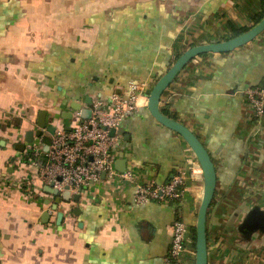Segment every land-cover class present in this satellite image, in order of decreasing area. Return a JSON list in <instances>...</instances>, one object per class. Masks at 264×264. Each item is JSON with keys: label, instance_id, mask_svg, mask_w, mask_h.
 Returning a JSON list of instances; mask_svg holds the SVG:
<instances>
[{"label": "crops", "instance_id": "obj_1", "mask_svg": "<svg viewBox=\"0 0 264 264\" xmlns=\"http://www.w3.org/2000/svg\"><path fill=\"white\" fill-rule=\"evenodd\" d=\"M261 10L262 0H0V264H165L172 224L193 227L202 179L188 182L181 201L137 204L134 183L103 176L78 200L58 202L41 177L49 127L69 129L74 102L90 108L88 97L110 101L143 82L141 107L118 130L116 168L139 183L168 182L192 152L151 116L149 83L185 49L250 28ZM263 84L264 32L233 52L194 58L161 99L217 167L209 264L264 258V237L244 240L236 228L240 211L264 208V118H255L246 94ZM35 143L39 155L26 151ZM194 243L191 230V252Z\"/></svg>", "mask_w": 264, "mask_h": 264}, {"label": "built area", "instance_id": "obj_2", "mask_svg": "<svg viewBox=\"0 0 264 264\" xmlns=\"http://www.w3.org/2000/svg\"><path fill=\"white\" fill-rule=\"evenodd\" d=\"M145 87L143 82H131L127 95L114 94L110 101L96 99L90 105L89 118H84L81 110H77L69 129L56 128L43 153L45 162L41 168L42 179L59 192L69 190L75 195L88 190L105 176L110 180L134 183L137 204L183 200L188 182L203 177L202 168L192 153L187 158L188 167L160 185L139 183L131 170L122 172L116 168L115 154L122 148L118 130L123 121L141 107ZM246 94L255 118L261 122L264 118V86L250 88ZM147 98L144 96L145 105ZM26 151L39 155L42 150L35 143ZM171 231L172 246L165 264H182V260L188 257L192 261L195 250L191 252L188 249L189 224L184 220H176Z\"/></svg>", "mask_w": 264, "mask_h": 264}, {"label": "water", "instance_id": "obj_3", "mask_svg": "<svg viewBox=\"0 0 264 264\" xmlns=\"http://www.w3.org/2000/svg\"><path fill=\"white\" fill-rule=\"evenodd\" d=\"M264 32V16L248 30L235 35L229 39L198 44L185 49L171 66L152 84L149 83L150 91L147 98V108L151 116L160 124L168 129L176 132L187 143L192 154L199 162L202 168V196L196 213V219L192 226L195 228V251L192 256V262L189 264H209V238L207 221L209 211L212 207L216 195L218 185V172L215 161L206 145L200 137L186 124L176 120L165 114L160 107L161 99L164 92L175 81L179 73L196 57L204 54H226L235 51L250 42L254 41L259 35ZM91 97L86 98L88 105L92 104ZM73 108L81 110L84 118L91 116V109L84 108L79 103H73ZM45 113H41L40 126H46L44 118ZM55 126H50L49 130L54 133ZM115 130L112 131V134ZM59 195L58 202L61 197L64 199L74 198L78 200L80 194L72 195L69 190L59 192L54 190ZM237 214V213H236ZM237 230L244 240L250 241L255 234H260L264 237V208L260 205L248 207L239 213ZM61 217V214H60Z\"/></svg>", "mask_w": 264, "mask_h": 264}, {"label": "trees", "instance_id": "obj_4", "mask_svg": "<svg viewBox=\"0 0 264 264\" xmlns=\"http://www.w3.org/2000/svg\"><path fill=\"white\" fill-rule=\"evenodd\" d=\"M263 16H264V0H262V10H261V11H260L255 17H254V21H255V23L258 22ZM248 29H249V27H243V28H241V29L235 30V35H238V34L244 32V31H246V30H248ZM262 86H264V84H263V85H260L259 87H262ZM50 141H51V140H49L48 143H50ZM215 202H216V201H215V199H214L212 205H214ZM181 220H182V219H181ZM191 230H192V233H193V239H195V228L192 227ZM194 245H195V243H194ZM173 262H175V260H173Z\"/></svg>", "mask_w": 264, "mask_h": 264}, {"label": "rangeland", "instance_id": "obj_5", "mask_svg": "<svg viewBox=\"0 0 264 264\" xmlns=\"http://www.w3.org/2000/svg\"><path fill=\"white\" fill-rule=\"evenodd\" d=\"M259 250L262 251V252L264 251L263 249L261 250V248ZM262 254H264V253H262ZM255 259H254L255 261H253V264H264V261H263L264 258L263 257L262 258H259V259L258 258H255Z\"/></svg>", "mask_w": 264, "mask_h": 264}]
</instances>
